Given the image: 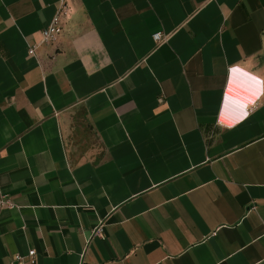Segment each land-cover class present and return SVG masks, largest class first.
<instances>
[{
    "label": "crops",
    "instance_id": "1",
    "mask_svg": "<svg viewBox=\"0 0 264 264\" xmlns=\"http://www.w3.org/2000/svg\"><path fill=\"white\" fill-rule=\"evenodd\" d=\"M59 2L0 0V264H264V0Z\"/></svg>",
    "mask_w": 264,
    "mask_h": 264
},
{
    "label": "built area",
    "instance_id": "2",
    "mask_svg": "<svg viewBox=\"0 0 264 264\" xmlns=\"http://www.w3.org/2000/svg\"><path fill=\"white\" fill-rule=\"evenodd\" d=\"M68 11H69V5L67 0H60L59 7L57 9L54 18L51 20L49 25L42 30L41 42L43 44L54 43L59 39L61 33L63 32L62 17L66 15ZM154 38L157 41H162L165 37L161 32H158L154 34ZM36 51H37L36 45L31 46L29 48L30 55H35ZM5 206L9 208H13L15 207V204L7 194L0 193V210ZM95 231L97 232L98 235L103 236V228L101 226L96 228ZM36 254L37 252L35 249H30L26 255L17 253L14 255L10 264H25L26 258H28V260L34 264L36 262Z\"/></svg>",
    "mask_w": 264,
    "mask_h": 264
}]
</instances>
